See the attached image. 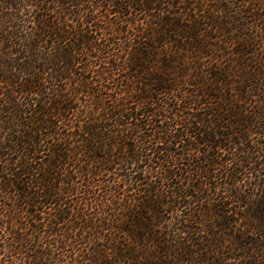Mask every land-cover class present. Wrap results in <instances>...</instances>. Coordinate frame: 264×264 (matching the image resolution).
<instances>
[{"label":"trees","instance_id":"trees-1","mask_svg":"<svg viewBox=\"0 0 264 264\" xmlns=\"http://www.w3.org/2000/svg\"><path fill=\"white\" fill-rule=\"evenodd\" d=\"M0 264H264V0H0Z\"/></svg>","mask_w":264,"mask_h":264}]
</instances>
